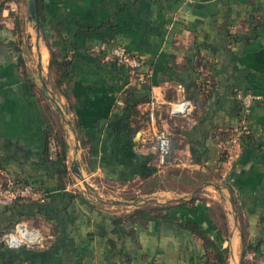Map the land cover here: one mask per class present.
<instances>
[{"label":"crops","instance_id":"1","mask_svg":"<svg viewBox=\"0 0 264 264\" xmlns=\"http://www.w3.org/2000/svg\"><path fill=\"white\" fill-rule=\"evenodd\" d=\"M0 4V182L48 187L43 203L36 202L43 201L38 194L31 197L44 209L27 201L14 207L0 203V231L18 219L54 234L41 248L0 245V264L191 263L183 255L193 245L174 225L125 223L112 230L107 218L136 206L123 200L118 211L102 210L103 199L94 190L125 188L135 181L142 199L154 204L194 199L196 206L187 214L205 228L211 226L203 217L215 221L197 194L205 185L222 189L239 231L237 264H264V102L255 101L244 111L235 99L237 93L264 97V28L248 30L251 18L264 23V0H41V28L36 17L28 20V0ZM45 43L73 59L66 96L55 93V101L45 92H54L44 80ZM115 45L144 59L140 73L149 100L138 109L146 112V122L133 139L122 124L120 133L112 126L119 114L118 90L125 79L135 80L104 62ZM201 82L207 84L203 90ZM183 100L189 105L186 114L170 115L169 104ZM57 114L67 144L68 173L62 180L49 174L52 167L44 157V132L61 131ZM240 121L247 130L236 145L225 143L220 162L218 132ZM157 127L176 143L170 162L158 173L173 170L179 189L147 190L148 180L138 176L157 166L152 135ZM179 172L191 179L186 190L180 189L187 184ZM76 178L85 190L76 186ZM65 192L81 194L87 205L77 199L72 204ZM222 239L229 264L236 235L230 230ZM243 242L252 248L244 251Z\"/></svg>","mask_w":264,"mask_h":264},{"label":"trees","instance_id":"2","mask_svg":"<svg viewBox=\"0 0 264 264\" xmlns=\"http://www.w3.org/2000/svg\"><path fill=\"white\" fill-rule=\"evenodd\" d=\"M34 5V13L35 17L38 22V27L41 28V0H32ZM1 7V4H0ZM248 21V30L249 32H256L258 28H264V23L260 22L259 20L255 21L253 18L249 19ZM245 40H248V36H243ZM46 47L48 49L49 57H48V80L49 83L54 90V93H59L62 96H66L65 94V87L67 83L69 82L68 76V67L72 62V55H68L67 53L64 54H57L54 50H52L47 43ZM111 49V48H110ZM126 50V48H125ZM126 52L130 54H135L126 50ZM109 54V52H108ZM144 61L143 57H141ZM104 62L108 64H112L116 66L117 68H120L122 70V73H124V76L127 78L129 75L135 77L133 84L128 83V80L125 79L123 83L121 84V88L118 90V100L120 102L119 106V114L114 116V120L112 119V126H117V131L120 133L118 126L122 124L125 128L126 137L129 139H133L140 129H142L146 122V112H140L138 109V106L144 102H147L149 100L148 95L146 93V88L143 83L145 80V75H142V79H138L137 74H133L129 71V69L122 63L116 61L115 59L110 58H104ZM202 80V79H201ZM200 80V81H201ZM200 89L203 90V87L205 85V82L200 83ZM207 85V84H206ZM205 85V86H206ZM138 86V87H137ZM204 86V87H205ZM236 99V97H235ZM237 105L240 107V102L238 99H236ZM168 113L169 107H168ZM111 122V120H110ZM110 125V123H108ZM122 126V127H123ZM158 130H163V128L157 127ZM232 127H227L224 129H220L218 132V135L221 140V144L218 146L219 151L217 153V160L222 162L226 156L227 153V147L225 145L226 140L228 137L232 134ZM166 132V131H165ZM167 137L169 139V149L167 151V154L164 158V163L161 166H153L152 168H149L148 170L145 169L144 172H140L138 176L142 178H146L149 182V185L146 187L147 190H151L154 187H159L160 189H167V188H174L179 189V187L175 186L174 183V176L175 173L171 172V174H168V172L161 174L158 173L161 167L167 165L173 155V145L176 143L173 142V139L170 138V135L166 132ZM242 137V135L239 137V139ZM154 141V138H153ZM50 146H53V150L50 149ZM155 146V141H154ZM66 151H67V144L65 138L59 134V132H54L51 129L46 130L44 132V157L47 159V161L51 165V171L50 175L57 177L59 180H62V178L67 177V165H66ZM155 156H156V163H157V152H156V146H155ZM146 158V157H145ZM177 173V172H176ZM180 174H183L185 177L183 179L184 184H187V187H183L180 189L186 190L190 187V180L188 179L189 176H186L184 172H179ZM146 174H150V176H146ZM187 177V178H186ZM196 177V174L194 175ZM177 177H175L176 179ZM182 178V177H179ZM178 180V178L176 179ZM146 183V182H145ZM3 186H6V183L2 182ZM15 184V183H14ZM13 183L11 184L14 185ZM19 185V184H16ZM32 187V190L35 194H38L39 197L45 196V192L48 191V187L46 186H36V185H30ZM67 198H70L71 203L73 204L74 201L77 199L80 201V203L87 205L85 199L81 196L79 193H62ZM39 201L36 199V202H44ZM23 201H27L28 203L33 204L35 200H32V198H28L27 200H20L15 199L11 203H9L7 206L14 207L17 206L20 203H23ZM45 204V203H44ZM195 201L194 199H189L187 201H181L177 205H169V204H154V205H144V206H136L132 208L127 213H119L116 215H113L111 217H108V221L112 227V230H117L118 227L124 225L125 223H129L130 225H144L146 224V228L148 227H157L159 224H171L176 226L184 236H187V241L190 242L193 247L188 248L186 247L187 251L184 252L183 257L191 261L189 264H227L228 259V245L222 246V233L218 226H216L215 223H211L208 219L203 217V220L205 223L209 224L210 228H205L204 225L201 223H197L195 221L190 220L189 216H192L191 214H187L192 211L193 208H195ZM39 205L41 209H44L43 204L40 203H34V206ZM43 205V206H42ZM178 205H182V210L178 211L176 210V207ZM89 206V205H88ZM184 206V207H183ZM8 207V208H9ZM199 208L205 209V207H202L199 205ZM195 211V210H193ZM206 211V210H205ZM176 212V213H173ZM185 212V213H184ZM173 213V214H171ZM181 215V217L179 216ZM188 218V219H187ZM198 220V219H197ZM19 222V220H14L12 222H9L1 231L0 235L4 232L12 229L15 223ZM53 234V233H52ZM54 235V234H53ZM1 246L5 247L3 244L0 243ZM244 245V251L246 249H251L252 244H245ZM254 248V247H253ZM242 264V263H241Z\"/></svg>","mask_w":264,"mask_h":264},{"label":"built area","instance_id":"3","mask_svg":"<svg viewBox=\"0 0 264 264\" xmlns=\"http://www.w3.org/2000/svg\"><path fill=\"white\" fill-rule=\"evenodd\" d=\"M108 58L115 59L124 64L130 72L138 75V79H142L140 68L143 60L139 55L126 52L122 45H115L109 50ZM236 99L239 100L244 111H247L250 105L255 101L264 102V97L251 93H237ZM188 106V101L185 100L172 102L169 104V112L171 114L185 115L188 111ZM149 119H152V112L149 113ZM246 130L247 128L243 121L234 125L232 134L226 140L227 147L236 145L239 137L243 135ZM152 135L156 146L157 165L161 166L164 163V158L169 149V139L165 131L158 130L157 128L152 130ZM33 195H35V193L30 185L19 184L11 186V184L6 183V186H3L0 182V203L9 204L15 199L27 200ZM52 239L53 236L51 234L45 233L37 226L24 221L15 223L12 229L0 235V243L9 249L20 247L41 248Z\"/></svg>","mask_w":264,"mask_h":264},{"label":"rangeland","instance_id":"4","mask_svg":"<svg viewBox=\"0 0 264 264\" xmlns=\"http://www.w3.org/2000/svg\"><path fill=\"white\" fill-rule=\"evenodd\" d=\"M32 60L35 58L34 52ZM46 77V75H45ZM46 82H48V74H47V79H44ZM49 83V82H48ZM47 83V84H48ZM49 85V84H48ZM49 87V86H48ZM45 88V85H44ZM47 88V87H46ZM46 91V96L50 97L52 100H57L56 94L49 88V90L45 89ZM57 123L61 131L60 134L64 136L63 130H62V123L64 122L62 119H60V116L57 114L56 115ZM161 169V168H160ZM77 177H79L77 175ZM81 177V176H80ZM76 186L81 187V189L85 190V188L82 185V182L80 179L76 178ZM214 185L221 186V180H215L213 182ZM122 185V184H121ZM204 186V185H203ZM219 187V189H221ZM118 188V189H116ZM137 189L143 190L140 185L137 184V181L135 182H130L125 186V188L119 187H110V186H104L100 187L98 186L94 192L99 195L101 199H103L102 203L99 204V207L102 210H107V211H118L120 210L123 204V200H131L135 206H144V205H154L152 200L148 199H142V192H137ZM222 190V189H221ZM218 190L217 188L212 187L211 185H205L203 189V193H198L197 197H199L200 200H202L201 204L203 205L204 203L210 207L211 209V217L215 221V223L218 225L220 228L221 232L223 233L224 236H228V233H230V230H232L235 235H236V248H235V261L233 264L238 263V254L240 252V238H239V231L238 229L234 228L233 225V216H232V211L230 210V207L228 206V196L225 191ZM178 191V190H176ZM147 197H155L154 196H149L146 195ZM159 198V196L157 197ZM110 200H113L115 202H111ZM226 200V201H225ZM119 201V202H117ZM204 202V203H203ZM163 203V202H162ZM237 228H240L241 222H237ZM51 232V231H50ZM48 234H52L47 232ZM230 262V261H229Z\"/></svg>","mask_w":264,"mask_h":264},{"label":"water","instance_id":"5","mask_svg":"<svg viewBox=\"0 0 264 264\" xmlns=\"http://www.w3.org/2000/svg\"><path fill=\"white\" fill-rule=\"evenodd\" d=\"M27 11H28V20L30 21L31 19H35L34 5H33L32 0H28ZM37 28L38 27H36V30H37ZM73 172L76 173L77 175H79V171H78V169H76V167H73Z\"/></svg>","mask_w":264,"mask_h":264},{"label":"bare ground","instance_id":"6","mask_svg":"<svg viewBox=\"0 0 264 264\" xmlns=\"http://www.w3.org/2000/svg\"><path fill=\"white\" fill-rule=\"evenodd\" d=\"M234 249H235V245H233L232 244V255H231V257H230V262H229V264H233L234 263V261H235V254H234Z\"/></svg>","mask_w":264,"mask_h":264}]
</instances>
